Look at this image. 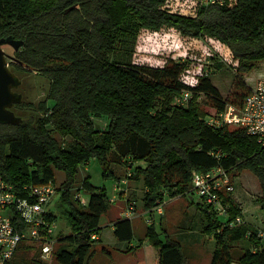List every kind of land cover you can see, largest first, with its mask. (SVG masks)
Listing matches in <instances>:
<instances>
[{
	"label": "trees",
	"instance_id": "trees-1",
	"mask_svg": "<svg viewBox=\"0 0 264 264\" xmlns=\"http://www.w3.org/2000/svg\"><path fill=\"white\" fill-rule=\"evenodd\" d=\"M169 1L0 0V38L22 42L9 69L16 76L34 74L48 83L41 100L22 99L13 106L18 125L0 124V180L24 196V187L55 186V172L63 174L55 188L70 233L51 235L56 264H89L92 246L101 242L100 220L111 203L106 190L87 178L74 183L79 166L90 160L100 164L104 178L119 182L113 165L123 166L127 179L139 178L148 211L164 196L192 197L193 172L217 166L227 172L248 171L258 181L257 203L264 219V148L243 129L210 127L197 100L204 95L209 107L223 112L227 106L240 108L250 89L238 83L229 102L208 78L194 86L182 82L185 65L174 60L157 68L113 60L122 39L135 38L142 29H173L182 37L215 40L227 47L242 77L264 61V0H227L222 6L198 2L194 15L172 11ZM182 92L191 98L179 107L174 102ZM67 137L72 142L63 146ZM215 153L221 157L216 159ZM77 191L86 195L85 206L75 201ZM221 197L227 217L217 216L201 201L194 203L206 221L203 234L214 239L209 264H264L258 228L235 224L241 215L237 206L229 194ZM14 224L26 227L19 218ZM112 229L121 243L133 239L128 219L117 220ZM158 235L149 227L145 236L157 251L155 264H183L180 244L168 236L160 241ZM40 249V243L23 241L14 256L42 264ZM32 251L38 258H31Z\"/></svg>",
	"mask_w": 264,
	"mask_h": 264
},
{
	"label": "rangeland",
	"instance_id": "rangeland-1",
	"mask_svg": "<svg viewBox=\"0 0 264 264\" xmlns=\"http://www.w3.org/2000/svg\"><path fill=\"white\" fill-rule=\"evenodd\" d=\"M199 1L200 0H171L168 2L167 6L170 7L172 11L179 14L194 15ZM2 50L6 55V62L9 68L10 62H13L11 57L13 56L14 50L8 45L3 46ZM113 60L120 62L127 61L131 64L145 65L154 68L164 66L168 60H174L177 63L185 65V69L180 76L182 82L189 86H194L198 83L200 78H208L218 89L222 99L229 100V102L232 101V95L238 89V83H242L241 85L247 90L253 88L258 79L264 78V61L258 63L250 73L240 77L236 74L234 69L236 61L227 47L215 40L208 39L203 41L182 37L173 29H163L161 31L142 29L135 38L122 39L118 44ZM16 77L17 79L19 77V80L23 83L19 86L17 92L22 95V99L25 102L36 103L46 95L48 83L43 78H40L38 75L19 72ZM197 100L202 103L207 117L217 114L215 109L208 106L204 95L198 96ZM51 103L52 102L49 101L48 104L51 105ZM16 112L17 115L22 117L23 112H21L20 109H16L15 113ZM225 127L233 129V127L230 126ZM62 142L64 143L63 146H65L72 141L67 137L63 139ZM111 169L113 173L120 177L119 186H126L125 190L129 191L127 194L130 199H132L131 203H135L133 199H136V203L142 205V203H144V193L142 192L143 186L141 185L140 179L136 177L134 178L138 180L125 178V175L129 173L127 170H124L123 166L119 168L117 165H113ZM228 173L232 179L233 185L234 179L236 178L235 181H237V177L239 176L240 185L246 188L244 189L245 191H249L248 195H245L244 192L242 195L246 196V202L249 205V209L252 211L251 213H255V206L259 205L257 203V195L260 189L257 179L248 171L239 173L237 171H230ZM86 178L92 186L96 188L104 187L106 193L112 200V203H109L110 208L107 214L101 217L100 227L102 240L100 243H96L92 246L93 255L89 260V264H137L139 261L145 264H155L158 259L157 251L149 240L147 238L145 239V234L148 230L147 224L143 222L145 219L151 220L155 233L159 234L158 238L160 241H165L167 238L165 236H168L170 239L180 244L185 258L183 264H208V262H210L214 249V239L212 235H205L202 232L206 226V221L203 213L197 209L196 205L190 203L191 199L193 202L195 201L194 196L178 197L174 199L165 197L162 215L156 212L143 214L144 212L138 209L137 213L131 215L132 219H136L133 224L135 236L130 244L133 246V250L125 253L119 252L117 248H115L114 245L116 241L113 238L109 222L114 218L120 217L119 210H117V205L119 204L118 191L114 189V183L115 186L118 187L116 185L118 184L117 181L104 178L102 176V168L95 160H90L79 166L74 178V183L81 184ZM123 180L127 181L125 185L121 183ZM62 181L63 174L56 171L55 187L57 188ZM239 191L240 190L234 185V191L229 195L230 198L232 197V202L238 205L237 210H239L241 214L239 217H241L245 223L242 209L239 208L241 205L238 204V201L234 198L238 196ZM83 195L85 197L84 199L87 200L86 195L84 193ZM115 200L117 203H114ZM48 205V212L55 218L53 235H68L70 233V227L67 223L63 206L60 203V192L56 191L50 198ZM136 207L137 205H135V210ZM145 210L146 209H144V211ZM252 228L255 229L256 227L253 226ZM125 245L124 248H130L129 243ZM57 247L58 244L55 243V248ZM33 254H36L35 256L38 258L36 251L31 252V258ZM39 260L42 264H56L53 257L44 259L39 255ZM26 262V260L14 256L10 264H27Z\"/></svg>",
	"mask_w": 264,
	"mask_h": 264
},
{
	"label": "built area",
	"instance_id": "built-area-1",
	"mask_svg": "<svg viewBox=\"0 0 264 264\" xmlns=\"http://www.w3.org/2000/svg\"><path fill=\"white\" fill-rule=\"evenodd\" d=\"M204 5H225L227 0H200ZM191 98V93L182 92L175 100L176 106H185ZM207 124L219 129L225 126L243 129L246 134L252 136L256 143L264 148V78L258 79L255 86L250 89L242 106L235 108L227 106L223 112H217L215 116L207 118ZM216 159L221 155L215 153ZM129 176V174H128ZM126 180L121 183L126 184ZM117 186L119 184H116ZM119 187H114L118 189ZM191 190L199 201L209 206L219 217H227V207L223 204L221 193L231 194L234 185L229 173L220 166L213 167L205 172H193L191 176ZM20 191L0 180V264L10 262L20 242H37L41 244L40 255L49 259L52 255V234L55 224L50 218L46 207L50 198L56 193L52 184L23 188ZM81 191L74 194V199L81 206L87 204ZM112 201V200H111ZM165 196L157 200L151 213L162 214ZM128 216L136 213L135 203H130L127 211ZM19 218L26 224L24 229H18L14 219ZM147 224L151 223L146 219ZM235 224L243 223L241 217H236ZM258 228L257 236L264 247V223ZM92 238H96L95 235Z\"/></svg>",
	"mask_w": 264,
	"mask_h": 264
},
{
	"label": "crops",
	"instance_id": "crops-1",
	"mask_svg": "<svg viewBox=\"0 0 264 264\" xmlns=\"http://www.w3.org/2000/svg\"><path fill=\"white\" fill-rule=\"evenodd\" d=\"M171 1V0H170ZM233 1V0H232ZM119 168H121L122 166H118ZM123 170V169H122ZM124 170H126V169H124ZM111 171H113V170H111ZM115 174V173H114ZM116 176H117V178L119 177V175H117V174H115ZM230 176V175H229ZM120 178V177H119ZM236 179V178H235ZM235 179H234V185H235V187L236 188H238L240 191H239V194H238V196H235L234 198L238 201L237 203L238 204H240L241 206H239V208H241L242 209V212H243V216H244V219H245V223L248 225V226H251V227H253V226H255L256 228L257 227H261V225H263L262 224V221H264V219L262 220V218H263V216H261V214H260V211H259V205H256L255 206V213H251L252 211H251V209H249V205L247 204V202H246V196H243L242 194H243V192L245 193V195H248V192L249 191H245L244 189H246L244 186H242V185H240V183H239V176L237 177V181H235ZM232 180V179H231ZM141 181V180H140ZM129 182V181H128ZM117 183L119 184V182L117 181ZM254 183V182H253ZM252 184V183H251ZM124 185V184H123ZM141 185H142V181H141ZM143 186V185H142ZM114 187H115V183H114ZM118 189H116L117 191H118V197H119V199H118V205H117V210H119V216L121 217H117V218H114V219H112L111 221H109L110 222V227H111V231H112V235H113V229H112V225H113V223L114 222H116L117 220H119V219H128L129 221H130V223H131V227H132V235H133V238H134V236H135V234H134V227H133V224H134V222H135V220L136 219H132V217L131 216H128L127 215V213H126V211H127V207L129 206V204L131 203V200L132 199H130V197L128 196V190L126 191L125 189H126V186H124V187H120L119 185H118ZM104 188V187H103ZM254 188H255V184H254ZM105 189V188H104ZM247 190H250V189H247ZM126 191V192H125ZM144 194L146 193V190H145V188L143 187V191H142ZM251 194V193H250ZM108 195V194H107ZM194 196V198H195V201L194 202H192L193 204L192 205H194V203L196 204V203H198L199 202V200H198V198L195 196V195H193ZM260 196V189H259V191H258V195H257V197H259ZM108 198H109V200L111 201V199H110V197L108 196ZM231 199H232V197H231ZM120 200V201H119ZM134 201L133 202H137V200L136 199H133ZM130 201V202H129ZM190 202V203H191ZM111 203H112V201H111ZM114 203H117V201L115 200L114 201ZM234 203V202H233ZM135 205H137V207H136V213H137V211H138V209L141 211V212H144L143 214H145V213H151V211L149 210V211H147V210H145L144 211V203H142V205H139V204H135ZM236 205V204H235ZM49 206V205H48ZM48 206L46 207V209H48ZM237 207H238V205H236ZM48 211V210H47ZM246 213V214H245ZM163 214V213H162ZM162 214H159V215H162ZM262 217V218H261ZM144 223H146L147 224V222H146V219L143 221ZM147 226H148V228L149 227H153V223H150V224H147ZM255 228V229H256ZM145 236H146V234H145ZM99 238H100V240H102L101 238H102V235H101V232L99 233ZM113 238H114V240L116 241L114 244V246H115V248H117V250L119 251V252H121V250H126V248H124V246H126L125 244H127V243H129V247L130 248H133V246L132 245H130L131 244V242H132V240L130 241V242H127V243H121V242H119V241H117L116 239H115V237L113 236ZM145 239H146V237H145ZM122 247H123V249H122ZM208 264H209V262H208Z\"/></svg>",
	"mask_w": 264,
	"mask_h": 264
},
{
	"label": "water",
	"instance_id": "water-1",
	"mask_svg": "<svg viewBox=\"0 0 264 264\" xmlns=\"http://www.w3.org/2000/svg\"><path fill=\"white\" fill-rule=\"evenodd\" d=\"M6 45L18 51L22 42L12 37L0 38V124L16 126L21 120L15 116L12 108L21 103L22 95L13 92V89L20 84V80L8 68L6 55L2 50V47Z\"/></svg>",
	"mask_w": 264,
	"mask_h": 264
},
{
	"label": "flooded vegetation",
	"instance_id": "flooded-vegetation-1",
	"mask_svg": "<svg viewBox=\"0 0 264 264\" xmlns=\"http://www.w3.org/2000/svg\"><path fill=\"white\" fill-rule=\"evenodd\" d=\"M19 86H20V84L15 88V89H13V92L14 93H17V94H19L18 92H17V90H18V88H19Z\"/></svg>",
	"mask_w": 264,
	"mask_h": 264
}]
</instances>
